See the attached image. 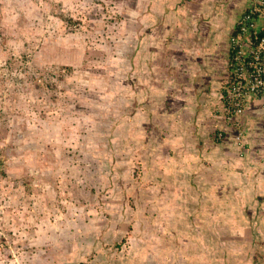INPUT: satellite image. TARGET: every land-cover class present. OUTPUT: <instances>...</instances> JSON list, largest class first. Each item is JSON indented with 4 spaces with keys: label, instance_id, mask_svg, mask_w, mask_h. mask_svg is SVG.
I'll return each instance as SVG.
<instances>
[{
    "label": "rangeland",
    "instance_id": "rangeland-1",
    "mask_svg": "<svg viewBox=\"0 0 264 264\" xmlns=\"http://www.w3.org/2000/svg\"><path fill=\"white\" fill-rule=\"evenodd\" d=\"M145 8L0 0V264H264L259 211L224 215L196 190L173 204L177 186L155 182L147 103L172 66L154 65Z\"/></svg>",
    "mask_w": 264,
    "mask_h": 264
},
{
    "label": "crops",
    "instance_id": "crops-1",
    "mask_svg": "<svg viewBox=\"0 0 264 264\" xmlns=\"http://www.w3.org/2000/svg\"><path fill=\"white\" fill-rule=\"evenodd\" d=\"M257 1L146 0L145 14L140 15L139 23L146 26L145 41L153 43L149 51H153L154 65L160 70L165 65L172 66L170 72H166L170 78L166 90L165 86L156 88L151 94L153 100L147 103L151 110L147 117L150 120L153 116L156 123L158 143L153 151L163 153L153 163L159 167L155 182L161 177L169 180L162 184L168 185L171 191L177 186L173 204H185L189 198L203 193V198L220 206L224 215L227 210L238 217L248 209L251 213L259 211L264 219L262 102L249 98L244 113L234 121H229L222 113L224 84L229 75L230 37L240 16ZM148 27H154L152 34ZM183 42L193 48L192 64L187 65L183 59L190 57L183 49ZM142 54L140 58H151L149 53ZM222 58L226 68L223 75L216 77L215 70L222 65ZM179 76H184V80L180 82ZM189 76L192 80L187 81L185 78ZM184 81L186 86H182ZM214 84L217 86L208 88ZM221 131L224 136L218 137ZM145 133L140 127L138 136H144L140 145L145 142L148 146L153 138ZM148 149L151 148L145 147L144 152ZM153 151L146 154L148 160ZM170 169L173 172L168 178ZM244 219L248 218L244 215ZM238 232L251 231L241 226Z\"/></svg>",
    "mask_w": 264,
    "mask_h": 264
},
{
    "label": "built area",
    "instance_id": "built-area-1",
    "mask_svg": "<svg viewBox=\"0 0 264 264\" xmlns=\"http://www.w3.org/2000/svg\"><path fill=\"white\" fill-rule=\"evenodd\" d=\"M230 38L228 79L224 85L223 114L229 121L244 113L248 99L261 100L264 108V0L240 16ZM224 133H218L223 137Z\"/></svg>",
    "mask_w": 264,
    "mask_h": 264
},
{
    "label": "trees",
    "instance_id": "trees-1",
    "mask_svg": "<svg viewBox=\"0 0 264 264\" xmlns=\"http://www.w3.org/2000/svg\"><path fill=\"white\" fill-rule=\"evenodd\" d=\"M233 33H236V29H234V32ZM262 34H264V30L262 32H260V35H262ZM224 93H225V90H224Z\"/></svg>",
    "mask_w": 264,
    "mask_h": 264
},
{
    "label": "clouds",
    "instance_id": "clouds-1",
    "mask_svg": "<svg viewBox=\"0 0 264 264\" xmlns=\"http://www.w3.org/2000/svg\"><path fill=\"white\" fill-rule=\"evenodd\" d=\"M244 12H245V11H244ZM233 32H234V31H233ZM233 32H232V33H233ZM231 35H232V34H231ZM230 38H231V37H230ZM229 42H230V41H229ZM229 46H230V43H229ZM228 61H229V59H228Z\"/></svg>",
    "mask_w": 264,
    "mask_h": 264
}]
</instances>
